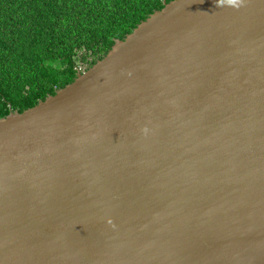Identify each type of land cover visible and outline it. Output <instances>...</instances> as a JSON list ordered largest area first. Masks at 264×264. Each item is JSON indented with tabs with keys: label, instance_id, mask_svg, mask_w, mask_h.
I'll return each instance as SVG.
<instances>
[{
	"label": "water",
	"instance_id": "1",
	"mask_svg": "<svg viewBox=\"0 0 264 264\" xmlns=\"http://www.w3.org/2000/svg\"><path fill=\"white\" fill-rule=\"evenodd\" d=\"M0 118V264H264V0H163Z\"/></svg>",
	"mask_w": 264,
	"mask_h": 264
},
{
	"label": "trees",
	"instance_id": "2",
	"mask_svg": "<svg viewBox=\"0 0 264 264\" xmlns=\"http://www.w3.org/2000/svg\"><path fill=\"white\" fill-rule=\"evenodd\" d=\"M162 2L0 0V118L73 82L77 63L94 65Z\"/></svg>",
	"mask_w": 264,
	"mask_h": 264
},
{
	"label": "built area",
	"instance_id": "3",
	"mask_svg": "<svg viewBox=\"0 0 264 264\" xmlns=\"http://www.w3.org/2000/svg\"><path fill=\"white\" fill-rule=\"evenodd\" d=\"M88 69L87 65H83L82 63H77L76 65V71L78 73H83Z\"/></svg>",
	"mask_w": 264,
	"mask_h": 264
}]
</instances>
